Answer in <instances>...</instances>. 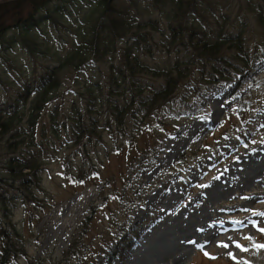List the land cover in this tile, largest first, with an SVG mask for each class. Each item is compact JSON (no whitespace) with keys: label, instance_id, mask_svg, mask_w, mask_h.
Here are the masks:
<instances>
[{"label":"trees","instance_id":"trees-1","mask_svg":"<svg viewBox=\"0 0 264 264\" xmlns=\"http://www.w3.org/2000/svg\"><path fill=\"white\" fill-rule=\"evenodd\" d=\"M143 1L159 13L167 14V8L171 20L164 26L154 19L135 20L127 7L120 6L123 0L0 2V49L17 47L25 58L20 80L8 82L6 76L0 77L6 97L0 104V155L5 157L0 167V264H15L19 257L25 258L9 220L12 201L6 188L36 204L39 169L43 156L53 153L50 145L55 141L77 147L80 165L71 173L63 170L69 184L85 188L97 183V197L104 203L107 196L103 189L114 191V182L100 178L84 148L98 144L102 131L128 134L127 140L113 142L104 158L113 153L121 158V165L130 167V152L145 157L144 150L151 146L144 144L137 150V138L146 133L158 136L148 122L154 119L160 124L163 107L179 98L195 97L212 83L232 81L229 97L243 85L254 84L251 61L259 57V48H264V33L257 47L250 49L240 33L225 32L227 20L215 14L210 0ZM255 13L264 29L263 16ZM51 34L58 35L55 42ZM154 53L172 60L149 65L145 58ZM145 79L158 80L159 85L152 88ZM181 88L187 91L179 96ZM66 96H73L77 104L64 108L61 101ZM252 103L248 98L239 99L225 118L235 114L242 124ZM245 139L247 142L250 137ZM121 181L127 183L126 178ZM94 210L90 206V216ZM88 219L81 222L83 230ZM117 229L121 234L110 239L112 252L96 250L106 255L107 264L114 260L121 264L142 232L140 226L129 229L124 224ZM72 249L69 245L63 261H68Z\"/></svg>","mask_w":264,"mask_h":264},{"label":"rangeland","instance_id":"rangeland-1","mask_svg":"<svg viewBox=\"0 0 264 264\" xmlns=\"http://www.w3.org/2000/svg\"><path fill=\"white\" fill-rule=\"evenodd\" d=\"M210 3L215 14L227 20L226 33H240L250 49L263 40L264 29L255 12L264 18V0H210ZM120 4L129 9L128 14L135 20L154 19L160 26L171 20L167 8V14L159 13L148 8L143 0H123ZM203 24L208 26V20ZM57 36L51 34L50 38L55 42ZM52 48L60 49L54 45ZM145 60L149 65L165 64L172 57L154 53ZM24 64L19 48L0 49L1 78L6 76L8 82L20 80ZM251 69L254 84L243 85L230 97L233 82H218L206 85V90L195 97H187L185 101L179 98L163 107L159 116L162 122L158 124L154 119L148 122L158 136L146 133L137 138L134 144L137 150L144 144L151 146L144 150L145 157L130 152L133 159L129 168L121 165V158L113 153L104 158L106 149L111 150L113 142L127 140L128 134L105 130L98 144L84 146L100 178H111L114 182V191L103 189L107 196L102 200L104 203L97 197V183L80 188L70 185L64 177L63 170L71 173L80 165L77 147L64 141L50 145L54 151L44 154L38 185L34 188L36 204L16 197L20 195L6 188L12 201L9 220L25 254L15 264H107L106 255H99L96 250L105 248L106 252H112L110 239L121 234L119 224L129 229L141 228L138 240L121 263L133 264L137 249L146 244L160 222L173 219L172 226L185 227L201 216L202 220L217 221V233L210 242L188 247L180 264H264L261 247L264 232L260 231L264 228L261 215L264 214V48H259L257 59H252ZM145 81L152 88L159 85L158 80ZM4 82L13 94L11 85ZM186 91L187 88H181L178 95ZM5 98L0 89V104ZM247 98L253 103L242 124L235 114L225 118L232 105ZM61 102L64 108L72 102L77 104L73 96H66ZM43 119L46 122V117ZM246 135L250 142H246ZM4 160V155H0V167ZM246 175L248 183H240ZM121 178L123 182L126 178L125 185ZM214 182L217 184L212 185ZM209 187L215 188L210 192ZM90 206L95 207L91 216ZM87 217L83 230L81 222ZM69 245L73 254L65 262L62 256ZM112 264H119L118 260Z\"/></svg>","mask_w":264,"mask_h":264},{"label":"bare ground","instance_id":"bare-ground-1","mask_svg":"<svg viewBox=\"0 0 264 264\" xmlns=\"http://www.w3.org/2000/svg\"><path fill=\"white\" fill-rule=\"evenodd\" d=\"M251 170L254 171V168L251 167ZM247 175L242 176L240 183H248L247 181L250 179ZM253 179L256 181V178ZM216 184L214 182L212 185ZM262 184L264 185V182ZM213 188L209 187L208 190L211 192ZM248 203L250 202L248 201ZM211 219L207 221L202 220V216L196 217L187 226H178L177 228L172 226L173 219L160 222L146 244H142V247L137 249L133 264H180L189 250L188 247L195 244L201 246L210 242L211 236L217 233L216 230L219 227L216 224L217 221H211Z\"/></svg>","mask_w":264,"mask_h":264},{"label":"snow or ice","instance_id":"snow-or-ice-1","mask_svg":"<svg viewBox=\"0 0 264 264\" xmlns=\"http://www.w3.org/2000/svg\"><path fill=\"white\" fill-rule=\"evenodd\" d=\"M261 215H264V214H261ZM260 231H261V232H264V228H261ZM222 246H223V247H228L229 245H227V244H223ZM236 246H237V247H240V245H238V244H237ZM261 247H264V246H261ZM206 254H207V253H206Z\"/></svg>","mask_w":264,"mask_h":264}]
</instances>
